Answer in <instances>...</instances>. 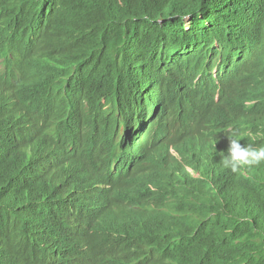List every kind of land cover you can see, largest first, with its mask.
Wrapping results in <instances>:
<instances>
[{"label":"trees","instance_id":"1","mask_svg":"<svg viewBox=\"0 0 264 264\" xmlns=\"http://www.w3.org/2000/svg\"><path fill=\"white\" fill-rule=\"evenodd\" d=\"M28 54L34 128L0 129V264H264V164L220 165L234 106L261 91L264 0H0V78ZM75 163L107 187L77 190ZM138 193L165 209L123 219L132 241L107 234L111 199Z\"/></svg>","mask_w":264,"mask_h":264},{"label":"clouds","instance_id":"2","mask_svg":"<svg viewBox=\"0 0 264 264\" xmlns=\"http://www.w3.org/2000/svg\"><path fill=\"white\" fill-rule=\"evenodd\" d=\"M31 56H21L18 62V66L10 68L5 76L0 78V129L3 133H7L11 130L14 131L15 139L22 140L23 135L26 133V128L29 130L34 128V122L32 118L26 113L25 109H22L19 105V99L27 89V86L21 81L28 69ZM15 72L18 74L15 76ZM39 70H35L32 75L38 77ZM35 78V79H36ZM35 81V80H34ZM261 91L258 85L254 88H247L244 90V95L238 105L234 106V115L236 118L225 127L227 133L222 134V142L224 144V153L221 152L220 165L222 168L229 171L231 174H242L245 170L252 169L253 167L264 164V145H254L241 141L242 136H236L230 134L232 126L237 125L238 129L246 134H249L253 140L259 139L263 132L264 125L257 126V123L248 121V115H253L257 119H262L264 113V73L260 79ZM34 83V82H33ZM220 98V94H219ZM194 106L188 102H184L181 105V116L188 115L195 119ZM15 112V115L13 114ZM10 115L7 118V115ZM202 136L207 140H213L207 131L203 132ZM174 154L178 156L173 150ZM89 163L78 165L77 163L70 165L73 169H69L73 178L69 180L76 185V189L83 193H90L94 191L103 190L104 184L96 183L94 187L91 186L94 178L91 175L88 167ZM189 171L195 178H200L201 175L195 171L191 166H187ZM148 188L152 191H158L157 186L153 180L148 181ZM144 192V191H143ZM151 193V192H150ZM153 194L151 193L150 196ZM132 201L126 198L119 199L117 202L115 199H111L110 211H107L104 215L98 218L102 227L106 230V233L112 234L114 237L125 238L127 241H132V235L125 233L124 228L121 227V221L123 219H132L141 213H146L148 209L153 211H161L162 206H158L156 202L144 193H138L137 196L131 195ZM110 200V199H109ZM165 209V208H164ZM133 223L131 220H127ZM102 237L101 231L96 227L90 230L88 241H92Z\"/></svg>","mask_w":264,"mask_h":264},{"label":"bare ground","instance_id":"3","mask_svg":"<svg viewBox=\"0 0 264 264\" xmlns=\"http://www.w3.org/2000/svg\"><path fill=\"white\" fill-rule=\"evenodd\" d=\"M21 7V6H20ZM46 22H48V21H46ZM45 22V23H46ZM248 48H249V46H247V51H248ZM263 73H264V70H263ZM18 74V72H15V76ZM259 74V73H258ZM257 74V76L255 77V80L256 79H258V77H259V75ZM252 86H253V84H251ZM261 101H264V99H262ZM14 115H15V112L13 113ZM7 118H9L10 117V115L8 114L7 116H6ZM63 176V175H62ZM68 178H73V175H68ZM125 182L127 183V182H131V181H128V180H125ZM123 186V184L121 185V187ZM120 187V188H121ZM126 199H129V200H131L132 201V197H131V194H127V196H126ZM160 209H161V207H160ZM161 210H164V208H162ZM147 219H148V221H147V224H153V219H150V212L149 213H147ZM152 226H154V228H155V225L153 224ZM157 239V236H155V239L154 240H156ZM152 244L154 245V246H156V242H153L152 241ZM122 247H124V246H122V245H120L119 246V248H122ZM133 247H131V246H128L127 247V249H128V251H130L131 249H132ZM93 255H94V259L93 260H96V257H95V254L93 253ZM152 255V254H151ZM106 261V260H105ZM104 261V262H105ZM104 262H101L100 264H104Z\"/></svg>","mask_w":264,"mask_h":264}]
</instances>
